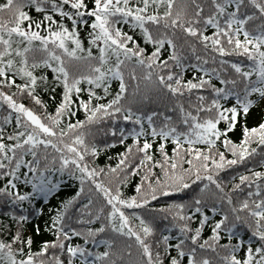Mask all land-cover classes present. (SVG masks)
Instances as JSON below:
<instances>
[{
    "label": "snow or ice",
    "instance_id": "obj_1",
    "mask_svg": "<svg viewBox=\"0 0 264 264\" xmlns=\"http://www.w3.org/2000/svg\"><path fill=\"white\" fill-rule=\"evenodd\" d=\"M26 9H32L35 16ZM124 24L139 29L142 40L152 45L150 52L124 30ZM78 26L86 29L87 47ZM208 27L214 31L206 33ZM197 44L213 54V63L216 54L243 57L246 62L220 59L219 68H210L205 56L196 55ZM185 49L194 62H186ZM164 52L167 55L161 58ZM189 68L197 69L199 75L192 71L185 78ZM213 76L220 86L212 83ZM113 79L117 88L110 93ZM5 86H14L16 93L2 90ZM55 87L61 88L59 100L49 112L37 89L47 92ZM96 89H102L104 102H93L101 101ZM82 92H87V99L79 98ZM24 93L45 110L44 116L17 102L14 96ZM153 93L172 98L168 111L178 114L175 122L164 112L133 111L136 96L150 101ZM0 101L15 113V131L7 137L15 142L6 144L0 129V177L5 178L0 207L23 208L33 195L47 197L58 186L47 175L49 171L80 182L72 196L54 211L49 209L50 222L45 221L44 227L54 238L42 240L36 251L32 250L33 236L24 228L28 217L11 210L3 213L11 221L0 223V235L7 237L0 238V264H76L77 260L80 264H264V170L249 163L258 157V164L264 166V117L251 126L246 123L252 107L264 102V0H3ZM78 110H83V119L73 121ZM12 114L5 115L6 124ZM64 117L68 122L60 127ZM109 119L131 121L139 127L127 132L122 126L119 132L116 127L98 129L121 145L125 137H131V143L117 154V164L107 166L105 172L89 166L85 158L94 161L112 145L95 138L87 141L85 127L91 129ZM238 123L239 137L233 140L229 133ZM156 140L161 158L154 160L151 150ZM168 140L173 145L171 156L165 150ZM26 152L32 156L27 163ZM238 165H246L245 171L226 177L235 181L226 190L221 174ZM22 166L31 172V176L22 175L32 192L18 186ZM156 167L159 174L153 171ZM138 170L144 174L135 183L134 194L125 195L122 186ZM101 173L111 174L110 181L98 179ZM85 182L91 185L87 192ZM190 189L194 190L191 197L150 209L163 213L164 220L171 217L172 227L178 230L174 244L169 243L170 235L162 234L140 212L124 210L147 208L158 198ZM233 193L237 194L235 203ZM81 198L86 203L77 208ZM205 209L219 219L212 220L210 235L202 238L209 220ZM72 211L78 216L76 224L87 225V216L98 226L78 230L66 224L73 219ZM241 226L250 233L247 241L237 231ZM168 231L165 226L163 232ZM222 231L227 237L224 244L219 243ZM34 232H41L40 225L34 226ZM108 233L129 242L118 247ZM72 237L81 238L82 243H71ZM89 241L93 246L103 245V250L93 251L87 247Z\"/></svg>",
    "mask_w": 264,
    "mask_h": 264
},
{
    "label": "trees",
    "instance_id": "obj_2",
    "mask_svg": "<svg viewBox=\"0 0 264 264\" xmlns=\"http://www.w3.org/2000/svg\"><path fill=\"white\" fill-rule=\"evenodd\" d=\"M0 2H3V0H0ZM89 6H91L89 4ZM67 8V5L65 6ZM30 12V14H32L33 16H35V12L32 9H26ZM57 19H59V16H57ZM67 22V21H66ZM70 23V22H69ZM123 28L125 31H129L130 34H132L134 36V38L138 39V42L141 44L142 47H145L146 52H150L152 49V45L150 44H146L142 38L140 37V33H139V29H129L127 24L123 25ZM79 32H80V37L85 45V47H87V34H86V29L85 28H79ZM214 31V29H212L211 27H208L206 29V33H210ZM166 47V45H165ZM96 49L93 48V52H95ZM164 55H167V52H164L161 56V58H163ZM196 55H200V56H205L208 59V64L207 66L212 68V67H216L219 68L220 67V59H232L233 61H240V60H245L246 62V58L243 57H237L235 55L229 57V56H224V57H219L218 54H216V60L215 63H213L212 60V56L213 54L209 51V52H205L202 47L197 44V52ZM185 57L189 58L186 60V62H194V58L191 57V53L187 51V49H185ZM192 71H197V76L199 75V72L197 69H192L189 68L188 70L185 71V78H190L191 77V73ZM229 74L231 73V69L228 70ZM139 72V69H138ZM223 74V73H222ZM49 79H51V73L49 70ZM126 80H127V75H126ZM17 82H23L22 80H20L19 78H17ZM212 83L216 84L217 86L219 85V81L213 76L212 79ZM84 88H87L88 85L84 84L83 85ZM117 88V82L115 81V79H113V81L110 84V93H114L115 90ZM140 88L141 91L144 90L145 85L141 82L140 83ZM2 90L8 92L9 94H13L16 93V89L15 87H7L5 86ZM131 91V88L129 89ZM61 91V88L59 87H55L54 90L52 91H47V92H43L41 91L39 88L37 89V93L40 95L41 99L47 104V111L51 112L54 111V105L55 103L58 102L59 100V93ZM98 95L101 96V101H93L95 102H104L107 98L103 96V91L102 89H96ZM14 98L17 100V102H23L26 106L28 107H32L35 111H37L41 116L45 115V110L42 109L39 105H36L33 101L30 100V98L27 96L26 93L24 94H16L14 96ZM79 98H83V99H87V92H82L80 94ZM74 99H76V97H74ZM186 99V98H185ZM228 103H232V101L230 100ZM173 105V100L170 96L168 95H164V94H160L159 96H157L155 93H153L152 96V100L150 101H141L140 96H136L135 100L133 101V111H135L137 108H147L148 110L151 111H160V112H164L165 115H170L173 118V122H175V120L177 119V113L175 111L169 112L168 108L171 107ZM187 106V104H186ZM74 110H75V106ZM262 109H264V102H261L257 105H254L251 109V114L248 116L246 123L251 126L253 123H256L259 121L260 118L264 117V112H262ZM8 112H12V116L9 120V122L6 124L4 121V117L5 115L8 114ZM146 114V113H145ZM84 113L83 110H78L76 111V115L74 117H72V120L74 121L75 119H83ZM64 123L60 125V127H63L64 124H66L68 122V117H64L63 118ZM124 127L125 131L127 132L129 129L136 127L138 130L139 126L134 125L131 121L128 122H124V121H116V122H112L110 119L109 120H104L102 121L100 124L97 125H93L91 127V129L88 128V126L85 127V132L88 133L86 140L87 141H92L93 138H95V140L97 142H100L101 144L103 142H108L109 144H111L112 146L105 149L103 152H100V154L95 158V160L93 161L91 159V157H86V161L89 163V166H94V167H102L104 169V171L106 172L108 170L109 165L115 166L118 162V156L117 154L121 151H123L125 149V147L127 146V144L131 143V137L127 136L124 138V144L121 145L119 143H113V137L111 134H106L104 131H98V129H106L109 127H116L117 132H119V128L120 127ZM220 127H223V121L220 122ZM145 129L147 130V124L145 122L144 124ZM0 129L4 130V142L7 143H14L15 141L12 140H8L7 137L8 135H10L13 131H15V113L14 110L11 109H7V105L3 102L0 101ZM230 138H232L233 140L238 139L239 137V123L237 125V128L235 130H233L231 133H229ZM145 137H141L140 139L143 140ZM147 138L149 140H151V136L148 135ZM159 141H153V149L151 150L152 155L154 160L155 159H160V155L159 153L155 150V145L156 143H158ZM197 146H201V145H197ZM43 146H41L42 148ZM173 147L171 140H168L165 144V150L168 152V155L171 156V148ZM11 154V153H9ZM135 159L139 160V154H136ZM32 160V156L29 153H24V161L25 163H27V161ZM258 160L259 158H254L253 161H250L249 163L256 165L257 167H260V170H264V166H260L258 164ZM187 157L185 156V162L183 163V167H188L187 165ZM58 167V165H57ZM148 167H152V163L149 162L148 163ZM246 165H238V166H233L232 169L224 172L221 174V178L225 179V183H226V190L227 188H230L232 186V183H234L235 181H232L230 179H226V177H228L230 174L232 173H240L245 171ZM155 174H159L160 169L159 167H156L153 169ZM23 172H28L29 176H31V172L27 169L24 168L23 166L21 167V169L18 170V173L20 174V180L17 181L18 186L20 188L21 191H28V192H32V188L30 184H24L23 183ZM144 172L143 170H138V174H133L129 177L128 183L124 186H122V191L125 195H133L134 194V185L137 182H140V176L143 175ZM48 176L53 177V183H57L58 182V186L56 189H54L47 197H44L42 194L41 195H33L31 202L29 201H24L23 204V208H21L19 205H15L14 207L12 205H8L7 207H0V223H8L9 221H11V217H8L7 220H5L3 213L6 211H15L17 213V215H26L28 217V220L24 222V228L26 233L31 234L33 236V245H32V250L36 251L38 249V246L40 245L41 241L44 239H52L54 238L52 235V232L48 231L45 227V221H49L50 222V215L52 213L49 212V209L51 210H55L57 208V206L66 198H68L69 196H72L75 192V190L77 188H79L80 186V182L74 178L69 177L67 174H61L60 172H51L49 171L47 173ZM121 175H124V170H121ZM98 179H101L102 181L108 182L111 179V174H109L108 177H105L103 175V173H101V176L98 177ZM152 180H155V175H153L151 177ZM4 180L5 178L0 177V187L4 186ZM91 187L89 182H85V192L88 191V189ZM245 191H247V189H245ZM194 194V190L190 189V190H185V192L183 193H172L169 194L168 197L166 198H158L157 202L155 204H152L150 202L149 206L147 208L141 207L138 209H127L125 207V211L126 213L130 214L131 211L135 210L140 212V214L148 221H151L154 226L161 231L162 234H168L170 235V240L169 243L174 244L175 243V238L177 236V232L178 230L174 227H172L171 225V217H169L168 220H164V214L163 213H156V212H152L150 211L151 208L156 207L158 208L159 205L161 203H166L169 200H176V201H183L189 197H191ZM233 203L236 202L237 199V194L233 193ZM95 198V196H94ZM86 203V201L84 199H80L79 202L76 204V207L79 208L81 204ZM222 208L226 209L228 206L226 204H222L221 205ZM36 209H43L42 213H36ZM206 214L209 216V220L207 222V224L205 225L203 232H202V238H206L208 235H210V225L212 223L213 219H219V215H215L211 212H208L207 209H205ZM70 216L73 217V219L71 221H65L66 224H70L72 227H76L78 230L82 227H97L98 226V222L97 221H91L89 217H85V219H89V223L87 225H79L75 223V220L78 219L77 214L72 211L69 213ZM196 221L192 222L191 226H195ZM40 225L41 228V232L39 234H36L34 232V226L35 225ZM165 226L168 227L169 231L167 233L163 232V229L165 228ZM237 231L240 233V235L242 236L243 239H245L247 241L250 233L243 228V226H241L239 229H237ZM109 238H115L117 240V246H121L125 243H128L129 241L126 238H120L119 236H117L114 233H108ZM0 238H4L7 239L6 236L0 235ZM235 236L233 237V243L235 242ZM71 243L73 244H78V243H82V239L78 238V237H72L71 238ZM220 244H224L227 243V237L226 234L222 231L221 232V240L219 241ZM87 247H89L90 249H92L93 251H97V250H103V245H99L97 244L96 246H93L91 244V241H89V244L87 245ZM198 251H200L198 249ZM207 254L210 257L214 258V254L210 251V250H206ZM242 251V250H241ZM173 254H175V252H173ZM62 259H65L66 261V257L62 256ZM186 260V258H185ZM76 264H80V261L77 260Z\"/></svg>",
    "mask_w": 264,
    "mask_h": 264
}]
</instances>
